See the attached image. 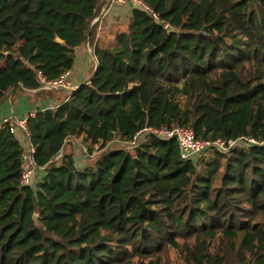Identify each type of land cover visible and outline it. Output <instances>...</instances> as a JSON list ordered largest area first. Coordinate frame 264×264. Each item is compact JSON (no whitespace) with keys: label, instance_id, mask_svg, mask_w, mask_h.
Here are the masks:
<instances>
[{"label":"trees","instance_id":"trees-1","mask_svg":"<svg viewBox=\"0 0 264 264\" xmlns=\"http://www.w3.org/2000/svg\"><path fill=\"white\" fill-rule=\"evenodd\" d=\"M141 1L152 14L134 7L108 42L92 26L103 0H0V105L39 89L38 71H72L82 45L97 58L67 101L28 121L34 186L0 129V264H264V0ZM176 127L257 144L194 161L174 139L130 145ZM77 139L98 152L83 167Z\"/></svg>","mask_w":264,"mask_h":264},{"label":"built area","instance_id":"built-area-1","mask_svg":"<svg viewBox=\"0 0 264 264\" xmlns=\"http://www.w3.org/2000/svg\"><path fill=\"white\" fill-rule=\"evenodd\" d=\"M128 3H131L134 7L140 8L148 12L149 14H152L151 9L146 6L141 0H110V6L114 4L118 6H125ZM105 14L106 12L101 14L94 20V22L102 20ZM94 58L96 59L95 56ZM36 75L40 84V91H66L71 92V96L79 89L73 86L70 80V72H65L63 75L56 79H48L40 71H38ZM35 115L36 112H32L21 118H6L0 121V129H3L5 126H9L14 134L20 133L28 143V148L24 150L21 159V186H34L37 171L41 170L37 168V165L34 161V154L36 152L35 147L29 141L30 132L28 121L31 118H34ZM145 135H155L159 138H162L163 140H176L179 147L180 157L185 161H194L202 154L210 150H217L226 153L238 144H246V146L257 144L255 140L248 137H241L236 141L199 140L196 138L193 130L183 127H176L174 129L146 128L145 130L140 131L136 134L130 145H136L139 140Z\"/></svg>","mask_w":264,"mask_h":264},{"label":"crops","instance_id":"crops-1","mask_svg":"<svg viewBox=\"0 0 264 264\" xmlns=\"http://www.w3.org/2000/svg\"><path fill=\"white\" fill-rule=\"evenodd\" d=\"M106 3V7L101 11L100 15L106 12L104 18L97 22L92 23V26L97 27L98 35L105 34L109 27V24L114 23L115 20H121V15L124 11H128L127 20L131 16V12L134 6L131 3L125 6H110V0H103ZM129 8V9H128ZM99 17V16H98ZM123 20V19H122ZM102 34V36H104ZM89 48V44H86ZM90 49V48H89ZM91 53V52H90ZM91 68V60L87 56L85 46L82 45L75 50V65L72 71H70V80L75 88H80V86L86 80L85 76L78 78L79 71L88 72ZM79 70V71H78ZM83 74H86L83 72ZM85 78V79H84ZM51 92H61V91H51ZM45 93L48 91L37 90H27L21 85L13 88L7 99L0 105V121L6 118H21L29 113L44 111L46 109H51L57 107L61 103L68 100L70 96L59 95V96H48ZM65 93V92H64ZM16 138L19 140L22 148L26 150L28 148V143L20 133L15 134Z\"/></svg>","mask_w":264,"mask_h":264},{"label":"rangeland","instance_id":"rangeland-1","mask_svg":"<svg viewBox=\"0 0 264 264\" xmlns=\"http://www.w3.org/2000/svg\"><path fill=\"white\" fill-rule=\"evenodd\" d=\"M113 6H118V5L114 4ZM128 13H129V10L128 11H124L123 15H121V20L120 21L114 19V23L113 24H109V27L107 29L108 33H106L107 35L105 36L106 39L108 40V42L113 40L114 33L116 31H118V30H126ZM84 46H85V49H86L87 56L91 60V68L89 69L88 72H86L85 70L82 71V72L78 70L79 71L78 78H82L83 79V76H85V78L87 80V79H89L90 74L93 72L94 68L97 65V58L96 59L94 58L95 55L93 54V49L91 47H89L90 48L89 49L86 44ZM83 72H85L86 74H83ZM70 93L71 92L61 91V92H49V93H45V94H47L48 96H59V95L62 94L65 97V96H70ZM125 146L126 145H124L123 143H121L119 141H115L112 144H110V147H120V148H122V147H125ZM68 149L73 151V153L75 155L76 164L79 167H83V166H85L87 164H90L94 160L96 155L98 154V152H97V153L94 154V156H89L88 152L86 151L87 148L83 145V142H82L81 139H77V140H73V141L69 142L68 143ZM40 171H37L36 179H39Z\"/></svg>","mask_w":264,"mask_h":264},{"label":"water","instance_id":"water-1","mask_svg":"<svg viewBox=\"0 0 264 264\" xmlns=\"http://www.w3.org/2000/svg\"><path fill=\"white\" fill-rule=\"evenodd\" d=\"M167 31L168 32H172L173 31V29H172V27L171 26H167ZM57 42H59L60 44H63V42L62 41H60L59 39H57ZM37 219H38V215H35L34 216V220L37 222Z\"/></svg>","mask_w":264,"mask_h":264}]
</instances>
